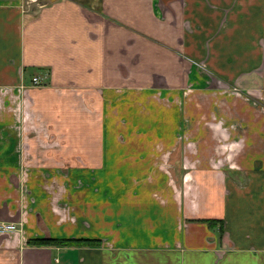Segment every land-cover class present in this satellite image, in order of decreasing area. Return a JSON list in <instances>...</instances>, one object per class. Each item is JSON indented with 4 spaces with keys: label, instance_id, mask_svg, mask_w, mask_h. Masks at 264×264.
Instances as JSON below:
<instances>
[{
    "label": "crops",
    "instance_id": "0c3cea01",
    "mask_svg": "<svg viewBox=\"0 0 264 264\" xmlns=\"http://www.w3.org/2000/svg\"><path fill=\"white\" fill-rule=\"evenodd\" d=\"M93 1L0 0V220L26 232L0 264H264V0ZM218 101L240 133L203 127ZM214 135L242 136L225 170ZM102 191L136 201L107 209L126 223L73 217Z\"/></svg>",
    "mask_w": 264,
    "mask_h": 264
},
{
    "label": "rangeland",
    "instance_id": "374dc122",
    "mask_svg": "<svg viewBox=\"0 0 264 264\" xmlns=\"http://www.w3.org/2000/svg\"><path fill=\"white\" fill-rule=\"evenodd\" d=\"M77 1H80L81 3H96V1H93V0H77ZM210 84V83H209ZM214 85H218V89L225 92L224 94H222L223 96H227V95H233V92L234 93H239L240 91L236 90V91H233L231 90V88L229 89H226V88H223L222 85L220 84H213L211 86H214ZM217 88H214V87H210V88H206V89H203L202 91H198V94H197V99L199 100V102L197 103L198 105H200V103L202 102V104L197 107V110L198 111H206V110H211L210 108H207L210 101L212 99H216L217 95H221V93L219 92ZM230 91V93L228 92ZM221 95V96H222ZM262 97V98H260ZM260 101L259 100H255V99H252L254 100V108L260 110V112H262L264 114V103L261 101L263 100L264 98V95L261 94L260 95ZM262 99V100H261ZM259 102V103H258ZM207 104V105H206ZM220 103L219 101L216 103V107L215 109L213 110V115H212V120H211V123L209 124H206L204 125L203 127H208L210 130L212 128H222V131L223 133L226 132V134L230 131V132H237L240 133L241 131V127H239L238 125H236L235 123H232L233 125L230 126V124H227V121L224 119V118H215V116H217L218 114L221 113V108H220ZM212 111V110H211ZM206 120L203 121V123H205ZM230 126V127H229ZM184 132H182V142L186 143L184 139L186 138H190L188 135V130L191 129L192 127H190V122L188 120H185V124H184ZM226 129H229V131H225ZM185 133V135L183 136V134ZM235 138V141L234 142H238V143H242V136L240 135H237L234 137ZM233 138V139H234ZM190 140V139H189ZM187 140V142L189 141ZM214 142L215 144H217V147H216V150L213 154V161L215 162H219L221 165V168L220 169H227L228 167H231L232 165V162L229 163L227 161H230L229 159V155L227 153V151H223L224 148L230 146L231 143H234L232 142V139H231V142L230 141H222L221 140V137L219 138V136H215L214 135ZM219 146V147H218ZM222 152V153H221ZM25 169V168H24ZM29 169V168H27ZM27 173L28 171H21L20 172V180H23V179H27ZM119 174V173H118ZM244 182L246 181V179L243 180ZM246 185V182L244 183ZM239 185H241V180H239ZM243 185V184H242ZM18 189L21 188L23 189V196L25 197V190H26V186L25 184L23 183H16L15 185ZM82 194V193H81ZM88 194H86L87 196ZM76 196V194L74 195ZM81 198V196H76L75 198L71 200H68L67 202L71 204L72 206V214H73V217L75 219H77L78 217L80 218V215L82 212H85V214L89 213V219L86 218L87 221H89L90 219L93 218V214H96V219L99 220V222H102V223H105V224H108V226H111V225H114L116 226V224H123V223H126V216H124L123 214L125 212L122 213V215L120 216H109L108 214V210L107 209H117L118 211L119 210H127L131 207H133L132 203L130 201H135L133 199H129L128 197H124L125 200H121V199H116L114 201H112V195L111 194H105L103 191L101 192L100 196H97L95 197L94 193H89V195L87 196V199L86 201L82 202L80 201L79 199ZM58 200H54L55 202V206L57 205L56 202ZM61 201V200H60ZM62 202V201H61ZM61 202H58V203H61ZM135 203V206L137 205L136 201L134 202ZM63 204V203H62ZM58 206V205H57ZM134 206V207H135ZM59 209V211L63 212L62 209H65V205L63 204V206H58L57 207ZM136 208H132L130 210H135ZM103 213L105 214L103 217L99 215V213ZM81 219V218H80ZM6 223H12V222H8V221H4V220H0V224H6ZM15 225L16 227V231L13 232V233H7V234H0V255H3L2 254V250H3V246L6 245V242L9 241L11 239V237L13 236V234H20L21 237H25V233L22 231V224H19V223H12ZM68 226H64V231L66 230ZM46 228H52L50 225L49 226H46ZM27 236V234H26ZM13 256V255H11ZM10 257V256H9ZM11 258V257H10Z\"/></svg>",
    "mask_w": 264,
    "mask_h": 264
},
{
    "label": "trees",
    "instance_id": "16d2710c",
    "mask_svg": "<svg viewBox=\"0 0 264 264\" xmlns=\"http://www.w3.org/2000/svg\"><path fill=\"white\" fill-rule=\"evenodd\" d=\"M208 223L213 221H206ZM215 222V221H214ZM218 222V221H216ZM99 241L93 239H60V238H29L26 241L28 246H37V247H48V246H61V247H76V246H98Z\"/></svg>",
    "mask_w": 264,
    "mask_h": 264
},
{
    "label": "built area",
    "instance_id": "2783aa9c",
    "mask_svg": "<svg viewBox=\"0 0 264 264\" xmlns=\"http://www.w3.org/2000/svg\"><path fill=\"white\" fill-rule=\"evenodd\" d=\"M33 86H41L43 84V78L33 77L31 80ZM16 231V227L12 223L0 224V234L13 233Z\"/></svg>",
    "mask_w": 264,
    "mask_h": 264
}]
</instances>
